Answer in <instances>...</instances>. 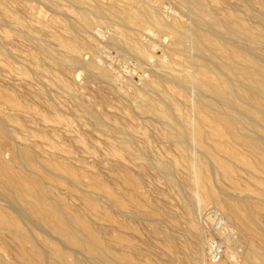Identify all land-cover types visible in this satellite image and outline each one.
I'll return each mask as SVG.
<instances>
[{"label":"rangeland","instance_id":"374dc122","mask_svg":"<svg viewBox=\"0 0 264 264\" xmlns=\"http://www.w3.org/2000/svg\"><path fill=\"white\" fill-rule=\"evenodd\" d=\"M50 1L0 0V117L9 130L7 135L3 133L0 136V167L6 165L12 173L20 172L28 178L39 170L36 172L39 175L33 178L40 179L44 184L49 193L47 202L56 204L60 212L72 222L77 220L88 225L97 243L104 249V254H107V257H104L107 261L99 262L87 252L72 246L60 235L51 232L37 219L32 210L18 199L7 178L0 174V213L17 221L24 233L40 251H45L43 253L46 255L43 259L34 256L29 244H23L15 234L0 229V264H56L48 249L52 246L66 254L69 260L81 264H203L208 262L209 238L203 219L208 218L212 212L223 216L225 224L232 228H229L230 231L236 236L239 235L238 240L242 243L235 249L237 262L228 260L227 263H240L245 253L244 237L250 238L256 231L253 223H258L264 230V193L259 191L264 189V182L260 180L262 174L249 172L251 162L243 158L255 157L254 152H250L243 144L246 137H249V140L259 139L257 144L264 146V121L259 115L253 114L254 111L241 105V111L246 112L249 118L256 119L249 120L239 108L240 115H244L245 119L238 114L237 118L244 119L242 126L245 122L247 126L245 125V129V126H240L237 141H232L234 144L230 143L229 146H235L241 164L236 157L227 156L226 159L224 153L216 155L212 160L203 159L212 162L218 173L216 178L211 176L210 183L215 182L211 184L213 188L219 185L217 186L220 191L218 188L214 190L221 194L220 197L225 196H222L223 200L226 196L227 200L242 196L241 193L246 194V191L242 192L243 188H246L248 182L255 181L247 192L250 197L247 203L249 201L248 207L252 214V218L247 221L242 217L240 210L238 214L230 216L219 205L202 201V188L191 183V180L199 175V143L191 141L184 151L174 144L169 137V128L162 125L159 118L142 112L140 108L139 100L141 101L142 95L149 97L156 104L162 103L164 99L170 102L171 98L173 103H170L179 106L175 109L178 121L187 119L195 123L199 115L202 120L207 110L206 107V110L203 109L204 104L209 105L207 101L211 98H207V95L205 101L203 98L206 94L197 87L198 66L203 62L196 64L194 59L200 56L202 61H211L210 54L200 53L192 37L185 38L183 44L178 45L177 36L167 27L147 22L142 25L124 24L110 15L107 9L114 4L119 10L131 8L134 13H138L141 7L134 6L129 0H83L80 4H72L69 0ZM140 1L157 15L164 25H170L177 20L186 24L187 28L195 30L192 27L194 21H191L194 20L193 15L181 6L178 0ZM211 1L216 10L218 9V14L225 11L233 13L234 10L237 16L253 26L258 23L257 16L264 14V0H248L252 5H249L252 12L246 10L244 0ZM77 6L82 9H77ZM95 6L103 9L106 7V15H92V24L85 30L79 25L80 13ZM49 7L58 12L51 11ZM111 18L112 20H108ZM71 23L76 24L74 28H78L77 32L70 30L73 28ZM123 25L130 30L122 29ZM118 30L125 31L135 39L138 44L137 51L125 43L114 42ZM61 37L73 39L75 44L80 45V51H68L59 43L58 38ZM141 52H144V55H140ZM259 54L261 56H258V63L264 68V50H260ZM71 58L79 61L80 65L69 63ZM59 60L62 62H58ZM214 61L212 64L217 63ZM88 64L107 70L110 79L100 78L99 70L92 73L85 67ZM69 65L77 66L70 68ZM215 65L210 66L214 68ZM220 65L218 61L216 67L221 70V74L216 73L219 77L223 75L220 79L226 80L228 74L230 78L231 74H227L223 68L226 73H222ZM172 73L179 74L182 78L194 76L196 81L188 84L187 91L183 92L168 81ZM15 77L18 82L11 80ZM156 80L161 83L147 88ZM238 83L235 84L239 85ZM200 92L204 94L203 97L198 95ZM199 100L203 102V107L198 104ZM261 101L264 105V100ZM209 102L213 103L211 100ZM197 107L202 109L199 111ZM217 108H214L216 114L220 112ZM86 109L101 115L105 125L97 126L86 116ZM208 111L207 114L213 112ZM204 119L201 121L205 124L203 126L210 129ZM117 127H121L120 132L123 131L120 133L114 130ZM216 127L220 128L222 125L218 124ZM243 132L244 134L240 135ZM126 140L130 143L129 148L124 147ZM17 149L19 158L14 151ZM258 158L264 162V158ZM232 159H235L234 163ZM236 160L239 164L236 162L235 165ZM164 162L172 166L170 178L157 169V166ZM227 168L232 171V177L223 175ZM256 181L260 187L255 186ZM196 197L200 198L201 204ZM14 199H17L18 204ZM188 205H193L191 210ZM83 231L85 233V230ZM258 235L255 245L264 252L262 235ZM195 239L204 241V253L198 261ZM109 257L110 259H107Z\"/></svg>","mask_w":264,"mask_h":264},{"label":"bare ground","instance_id":"6f19581e","mask_svg":"<svg viewBox=\"0 0 264 264\" xmlns=\"http://www.w3.org/2000/svg\"><path fill=\"white\" fill-rule=\"evenodd\" d=\"M69 1L72 4H80L83 2V0H69ZM129 1H131L134 4V6L136 5L138 7V5H139L141 7V10L138 13L137 12L134 13L131 10V8H124L122 10H119L116 8L115 4L108 7L107 10L109 11L110 15H112L113 17H116L117 19L120 20V22H122L124 24L142 25V24L147 22V23L153 24L155 26L167 27V29H170L171 31H173V33L177 36L176 38H178V45H182L185 38H187V37L191 38L192 37L193 40L195 41L197 50L200 53L205 54L207 52L210 54L211 61L209 59H207V60L204 59L202 61V59L200 60L199 55H198L199 60L196 59V57L194 59V62L197 61L196 64H199L198 62H200V61L203 62L202 65L198 66V72H197L198 73V76H197L198 77L197 78L198 79V82H197L198 86L197 87H199V89L202 92H204L206 95L205 96H204V94L202 95L201 92L198 95L200 96V94H201L202 97L204 96L203 99H205V101H206L205 97L208 95L207 98L210 97L211 99L210 98L209 99L211 100V102H213L210 104V102H209L210 100H209V101H207L209 103V105L204 104L205 106L202 105L203 102H200V100H199L200 103H198V104H201L202 107L204 106L203 109L206 107L207 110H209V111L213 110L212 114H209L210 113L209 111H208L209 113L207 114V110L204 109V110H206L205 114H207V115H205V114L203 115V116H205L204 117L205 119L203 118L205 121L204 123H206L207 124L206 126H208L210 129L205 128L203 126L205 124L202 123L203 119L201 120V117H199L200 115L197 116V117H199V119L196 117L195 123H193L194 122L193 120L188 121L187 119H185L181 122L178 121V118L175 115L176 114L175 109H176V106L177 107H179V106L177 104L175 106L172 105L173 101H171L172 100L171 98H169V99H170V102H172V103L167 102L168 100L164 101L165 100L164 99L162 103L159 102L160 104H156L149 97L142 95L141 101L139 100L140 108H141L142 112H144L146 114L154 115L157 118H159L161 121V124L166 125L169 128V130H170L169 137L172 138L174 144L176 146H179V148L184 149V151L187 149V146L191 141H197L199 143V147H200V150L198 151V152H200V157H199V161H198V163H199V175H197V177L193 178V180H191V183L195 187L200 186L202 188L203 193H204L202 201L209 202V203H215V204L219 205L230 216L233 214H238V211L240 210L242 213V217L244 219H247V221H249V219L252 218V214H251V211L248 207L249 201L247 203V200L250 199L249 194L247 192H249L250 187L252 188L255 181L251 182V183L248 182L249 184L246 185V188H243L244 190H242V188H240L242 190V192L246 191L245 192L246 194L241 193V195L242 194L244 195V196L242 195L243 197L242 196H234V198H231L232 193L230 194L229 189H228L229 195H231V197H230L231 199L226 200V198L228 197V196H226L225 200H223V197H225V196L222 195L223 197L221 196L222 197V199H221V197H220L221 194L219 195L217 193V191H215L216 189L214 190V188H218V191H220L219 187H218L219 185L217 184L218 186L216 185L217 187L215 186L213 188L211 184H213L215 182L210 183V179L212 177L216 178L218 173L215 170V167L212 164V162H206L204 160L207 158H210V160H212V158H214L216 155H218L220 153H224L226 159H227V156L228 157L233 156V157L238 158L239 163L241 164V158H240V155L238 154V152L236 151L235 146L234 147L229 146L230 143H233L232 141H237L238 136H239L238 130L240 129V126H242V121L245 119V117H243L244 115H240V113L243 112V111H241V108H240L241 105L244 107L246 106L251 111H254L253 114L259 115V117H261V119L264 121V105L261 104L262 103L261 100H264V68H263V66H261L258 63V56H261L259 54L260 50H264V14L263 15L259 14L257 16L254 13L258 18V23H256L257 24L256 26H253V25L248 24L247 20H245V19L243 20V18H240V16H237L235 14L237 12H235L234 10H232L233 13L225 11L222 14H218V12H217L218 9L216 10V7L213 5L211 0H178L180 5L187 8L188 12H190L191 15H193L192 17L194 18V20H191V21H194V22L193 23L191 22V23L194 26H192V25L191 26L193 28H195V30H191V29L186 27L187 26L186 24H185L186 25L185 26L183 23H181L180 21H177V20L172 22V24H170V25H164L161 22L160 18L157 15H155L154 13H152L145 5H143L140 0H129ZM55 2H58V1H55ZM248 2H249L248 0H244L243 3H245L246 10L250 11L251 10L250 6H252V5H250V3H248ZM147 3H148V1H147ZM158 3H159V1H158ZM56 4H58V3H56ZM93 4H94V2H93ZM246 4H248V5H246ZM60 5L61 4L59 3V6ZM60 7H62V6H60ZM84 7H86V6H84ZM49 8L51 9V7H49ZM149 8L151 9L152 7H149ZM58 9L60 10V8H57V10ZM61 9H63V8H61ZM77 9H79L78 6H77ZM81 9H79V10H81ZM83 9H85V8H83ZM104 9L100 6H95L94 8H92L90 10L86 9L87 11L82 12V14L80 13L81 21H80L79 25L86 30L92 24V19H93L91 17L92 15L94 17L95 16H98V17L102 16L103 17V15H106ZM54 10H53V8L51 9V11H54ZM75 10H76V8H75ZM227 10H231V9H227ZM219 11H220V9H219ZM56 12H58V11H56ZM78 12H80V11H78ZM250 12H252V11H250ZM80 15H79V17H80ZM164 17H165V15H164ZM108 20H112V18L108 19ZM69 22H70V20H69ZM111 22H113V21H111ZM71 25L73 26V28H70V30L71 31L76 30V32H77L78 28H74L76 24L74 25L71 23ZM71 25L69 24V27H71ZM123 26H126V25H123ZM123 26H122V29L127 28V26L126 27H123ZM13 29H16V28H13ZM20 30H22V29H20ZM127 30H130V29L127 28ZM131 30H134V28L133 29L131 28ZM17 31H19V30H17ZM20 32H22V31H20ZM73 33H75V32H73ZM18 34H20V33H18ZM114 37H115L114 42L125 43V44L129 45L132 49L137 51L136 48H137L138 44L130 34H127L123 30L122 31L118 30L117 35ZM27 39H28V35H27ZM34 40L36 41V39H34ZM58 41L64 48H66L68 51H70L72 53H77L80 51V45L75 44V42H73V39L69 40V39H65V38L61 37V38H58ZM177 50H178V48H177ZM180 51H182V50H180ZM184 51H186V50L184 49ZM45 52H46V50H45ZM196 54H197V52L195 53V55ZM64 55H65V53H64ZM140 55H144V52L143 53L141 52ZM51 56H53V55H51ZM213 59L216 60L217 63L219 61V63L221 64L220 65L221 69L223 68L227 71V74H228V72L231 74L230 78H228V75H229L228 74L226 80L220 79V77H223V75L219 77V75L216 73V72L220 73L221 70L219 68H217L218 66L216 67L217 63H215L216 65L212 64L213 62H215ZM260 59H261V57H260ZM55 60H57V58H55ZM186 60L188 61V59H186ZM189 60H191V59H189ZM212 60H213V62H212ZM58 62H62V60H59ZM68 62L72 63V64L78 63V65H80L79 61L77 62V60L75 58L69 59ZM191 62H193V61H191ZM209 63H211L210 65H213V66L215 65V67L213 68L212 66L209 65ZM63 64H65V63H63ZM93 64H88L85 67H88V69L91 70L92 73L94 70H99L98 74H99L100 78L102 77L105 79H110V75L107 72V70H105L103 68L96 67ZM66 65H68V64H66ZM76 66L77 65H75V67ZM69 67H70V65H69ZM71 67L73 68L74 66H71ZM88 69L86 68V70H88ZM223 69H222V73H224ZM178 75H173V73H172V75L168 78V81L171 83V85L181 89L183 92L187 91L186 88H187L188 84H192L194 81H196L195 80L196 77H194V76H190V77L187 76V78H186L185 77L186 74H185V76H184L185 78H182L181 76H178ZM7 78H9V77H7ZM158 79L160 80V78H158ZM11 80L13 82H18V79L16 77L11 79ZM159 80L153 81L151 84H149L147 86V88H153L155 85L158 86L159 85L158 83H161V81H159ZM165 80H166V78H165ZM236 82H239L238 83L239 85H236L235 84ZM8 83H11V82L8 81ZM195 84H196V82H195ZM107 85H108V83H107ZM138 95L140 96V93ZM175 96H176V94H175ZM186 100H188V99H186ZM260 101H261V103H260ZM215 105L218 107L217 109L220 110V112H218L217 114L214 112L215 111L214 108H216ZM199 107H200V105H199ZM199 107H197V108H199ZM239 108H240L241 112L239 111ZM201 109L199 108V111ZM242 109L244 110V108H242ZM184 110H185V107H184ZM0 112H1V110H0ZM31 113L33 114L32 111H31ZM200 114H203V113H200ZM237 114L241 118L243 117L244 119L239 120L237 118ZM242 114L247 115L246 112L245 113L243 112ZM86 116L89 117V119H91L97 126H104L105 125L101 115H99L95 111H92L90 109H86ZM247 116L249 118V115H247ZM197 119H198V121H200L199 123H198ZM250 119H253V117H250L249 120ZM157 120L158 119L155 120L156 123H157ZM253 120H251V121L255 122ZM245 121H247V120H245ZM247 122H249V121H247ZM252 122H250L249 124L252 125ZM256 123H257V121H256ZM218 124L219 125L221 124L222 127H220V128L216 127V125H218ZM244 124L246 125V122ZM245 125H243V126H245ZM246 126L244 127V129L246 128ZM260 126H262V125H260ZM118 128L119 127L115 128L114 130H117L120 132L121 127H120V129H118ZM169 130H167V131H169ZM8 131L9 130L6 128V125L4 124V121L1 118L0 119V136H2L3 133L5 135H7ZM119 132H117V133H119ZM241 134H244V132L240 133V135ZM11 137H13V136H11ZM245 139H246L245 141H243L242 139H240V140L243 141L244 146L246 145L247 148L250 149V152H254V156H255V157L251 156V157H253V158H251L247 154L249 156V158L243 157L246 160L251 162V165H250L248 171L251 173L253 171H255V172L262 174V176H260L261 179L260 178L259 179L263 180V182H264V176H263L264 175V162L258 158V157L264 158V146L262 147V146H259L257 144L259 139L251 138L252 141L249 140L250 139L249 137H246ZM127 141L128 140H126L124 147L129 148L130 143ZM235 144H236V142H235ZM237 145H238V143H237ZM0 151H1V148H0ZM14 151H15L16 156L19 158L20 154L18 153V149L14 150ZM32 153H34V152H32ZM256 154H258V155H256ZM26 158H28V155H26ZM234 160L233 159L231 160L232 163H234ZM236 162H237V160L235 161V165H236ZM30 163H32V162H30ZM36 163H37V161H36ZM194 165H196V163ZM215 166H216V164H215ZM49 167H51V166H49ZM19 168H21V167H19ZM44 168H45V166H44ZM157 169L159 171L164 172L169 178L171 177L170 174L172 172V166L170 164L165 163V162L160 163L157 166ZM38 171L36 170V172H38ZM36 172L35 173L33 172V176L28 178L20 172L12 173L6 165H4L2 168L0 167V174L2 176H4L5 178H7L8 183L16 191V193L18 195V199L21 200L26 206H28L30 208V210H32L33 214L37 217V219L39 221H41L43 224H45L50 229L51 232L60 235L66 241H68L72 246L77 247V248L87 252L89 255H91V257H95L99 262L105 261L106 259L104 257L107 254H104V249L102 248V246L99 245V243H97V240H96L95 236L93 235L90 227L84 223L77 222V220H76V222H75V220H74V222H72L65 215H63V213L60 212V208L56 204H49L47 202L49 193L46 190L44 184L41 182L40 179L33 178L35 175H39L38 173L36 174ZM224 174H225V176L227 175L229 177L233 176V173L229 168H227L224 171L223 175ZM65 176H66V174H65ZM67 176H69V175H67ZM254 176H256V174H254ZM72 177H74V176H72ZM67 178H69V177H67ZM64 179H66V178H64ZM169 180H170V182H172L171 179H169ZM213 180L215 181V179H213ZM68 181H69V179H68ZM221 185H222V183H221ZM256 185L258 187H260L257 184V181L255 183V186ZM261 190H262V193H264V189H260L259 191H261ZM226 191H227V188L225 189V192ZM262 195H264V194H262ZM2 197L4 198V196H2ZM14 197H15V195H14ZM85 197H87V196H85ZM263 198H264V196H263ZM196 199H197V197H196ZM197 200H199V203H200V201H201L200 198H198ZM15 201L17 202V199ZM84 201H86V200H84ZM91 201H93V200H91ZM262 201H263V199H262ZM17 204H18V202H17ZM19 206L21 207V205H19ZM192 206L193 205H188V209L191 210ZM22 210H23V208H22ZM259 224H261V223H259ZM25 226H27V225H25ZM262 226H264V225H262ZM40 227H41V225H40ZM253 227L256 230L255 234L253 236H251L250 238L244 237L245 253L242 256V260L240 261V263H237V264H264V252H261L260 249H258L257 245H255V243L257 242L258 236H259L258 234L262 235L261 241H262V244L264 245V232H263L264 230H262L263 228L261 229L260 226H258V223H256V222L253 223ZM229 228H228V225L226 224V228L223 231V239H224V243H225V256L222 259V261L219 262L218 264H228L227 263L228 260H232L233 262H237L235 260V258H236V256H235L236 250L235 249L242 242H241V240L240 241L238 240L239 235L236 236L235 234H233V232L230 231V229H232V228H230V229ZM0 229L15 234L16 236H18L20 238V240L23 242V244H29L30 245V247H29L30 251L32 252V254L34 256H36L40 259H43L46 257V255L43 253L45 251L42 252L36 247V244L33 243L32 239L29 238V236L24 233V231L19 226L17 221H15L12 218L5 216L2 213H0ZM27 229H28V227H27ZM83 230H85L86 234L84 233ZM202 236H203V234L201 235V237ZM202 239L201 240L195 239L196 242H194V244L198 246V253H197V258H196L197 261L200 258L202 259V255L204 253L203 252L204 241H202ZM48 249L50 250L53 259L56 261V264H81L80 262H74V261L69 260L67 255L64 254L62 251H60L55 246L49 247ZM75 251H74V253H75ZM47 256L49 257V255H47ZM114 257H116V256H114ZM107 259H110V257ZM115 259H117V258H115ZM108 261H110V260H108ZM47 262L48 261L46 260V263ZM129 264H137V263L133 262V263H129ZM203 264H210V263L205 261Z\"/></svg>","mask_w":264,"mask_h":264},{"label":"built area","instance_id":"2783aa9c","mask_svg":"<svg viewBox=\"0 0 264 264\" xmlns=\"http://www.w3.org/2000/svg\"><path fill=\"white\" fill-rule=\"evenodd\" d=\"M210 215H208V218L203 219V225L209 236L207 241V261L210 264H218L225 256L223 231L226 228V224L223 216L217 212H212Z\"/></svg>","mask_w":264,"mask_h":264}]
</instances>
